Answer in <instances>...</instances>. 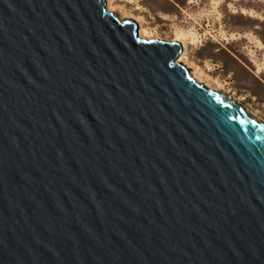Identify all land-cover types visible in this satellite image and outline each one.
Returning a JSON list of instances; mask_svg holds the SVG:
<instances>
[{"label": "water", "instance_id": "obj_1", "mask_svg": "<svg viewBox=\"0 0 264 264\" xmlns=\"http://www.w3.org/2000/svg\"><path fill=\"white\" fill-rule=\"evenodd\" d=\"M106 0H0V264H264V122Z\"/></svg>", "mask_w": 264, "mask_h": 264}, {"label": "rangeland", "instance_id": "obj_2", "mask_svg": "<svg viewBox=\"0 0 264 264\" xmlns=\"http://www.w3.org/2000/svg\"><path fill=\"white\" fill-rule=\"evenodd\" d=\"M113 1L144 16L165 38L177 28L197 32L200 42H188L189 58L264 121V0H137L144 10Z\"/></svg>", "mask_w": 264, "mask_h": 264}, {"label": "bare ground", "instance_id": "obj_3", "mask_svg": "<svg viewBox=\"0 0 264 264\" xmlns=\"http://www.w3.org/2000/svg\"><path fill=\"white\" fill-rule=\"evenodd\" d=\"M121 2H128L129 4H132L135 6V10H144V6L138 2L137 0H119ZM107 9L113 12H116L119 16H121L122 19L124 18H132V19H139V34L141 37H148V38H155V39H162V40H172V41H179L183 44V51L181 52L179 62L185 63L188 62V64L193 68L194 75L193 77L198 82H204L205 85L211 89L223 91L229 95L235 100L241 101L240 98L235 97L234 95L229 93V90L225 91L224 84L210 75L206 74L194 61H192L188 56V42H190L192 45L197 46L200 42V38L197 32L193 30H185L182 28H177L171 39L165 38L161 36V33L159 29L156 27H150L148 26V21L146 18L142 15L137 14L135 11H133L130 8L125 7L124 5H115L113 0H106ZM243 12H249L252 14L251 10H248L246 8L242 9ZM208 70H212L213 66L211 64L207 65ZM261 67L258 66V71H260ZM242 102V101H241ZM251 113V111H250ZM252 114V113H251ZM253 115V114H252ZM256 115V114H255ZM253 115V116H255ZM257 117V116H256ZM259 118V117H258ZM263 121V120H262ZM264 122V121H263Z\"/></svg>", "mask_w": 264, "mask_h": 264}]
</instances>
